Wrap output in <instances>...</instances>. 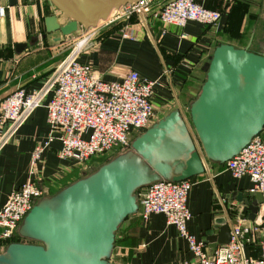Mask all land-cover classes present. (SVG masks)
<instances>
[{"label":"crops","instance_id":"1","mask_svg":"<svg viewBox=\"0 0 264 264\" xmlns=\"http://www.w3.org/2000/svg\"><path fill=\"white\" fill-rule=\"evenodd\" d=\"M200 3L221 13L217 26L188 21L179 27L144 14L133 15L127 22L103 21L94 29L80 27L63 36L59 31H45L44 18L59 15L50 0H0L4 9L0 15V101L18 88L27 92L43 88L80 37L91 32L76 56L79 63L90 65L105 81L120 80L129 71L157 81L152 102L158 119L175 108L186 113L204 80V65L218 44L229 43L264 55V0ZM125 24L130 37L121 35ZM50 96L48 93L43 105L34 109L0 146V209L10 193L29 179L35 180L47 197L81 178L95 163H102L104 157L86 164L59 157V134L51 131L44 106ZM7 127L8 123L0 126V134L6 133ZM259 136L264 141V128ZM49 137L48 145L33 159L36 147L44 145ZM192 181L187 195L191 214L188 232L211 252L203 238L216 218H224L230 230L241 224L255 227V236L244 245V254L258 259L264 241V195L262 203H257L255 218L250 219L249 205L260 192L253 190L249 177L235 179L222 164L208 161L206 170ZM7 244L0 239V253ZM111 258L115 264H199L186 239L161 213L151 214L146 222L138 213L127 216L115 233Z\"/></svg>","mask_w":264,"mask_h":264},{"label":"water","instance_id":"2","mask_svg":"<svg viewBox=\"0 0 264 264\" xmlns=\"http://www.w3.org/2000/svg\"><path fill=\"white\" fill-rule=\"evenodd\" d=\"M50 1L59 15L44 18L45 31L68 36L80 27L95 28L113 9L136 0ZM204 70L186 113L173 109L135 135L126 151L35 201L17 232L28 242L8 243L0 264H112L115 233L137 212L138 189L161 179L199 175L208 161L225 163L259 135L264 128V55L220 43ZM255 197L250 219L263 201L261 193ZM203 240L212 250L227 244L226 220L216 218Z\"/></svg>","mask_w":264,"mask_h":264},{"label":"built area","instance_id":"3","mask_svg":"<svg viewBox=\"0 0 264 264\" xmlns=\"http://www.w3.org/2000/svg\"><path fill=\"white\" fill-rule=\"evenodd\" d=\"M0 6V15L3 14ZM151 15L164 24L183 27L188 21L217 26L221 13L207 9L197 0H136L125 4L107 18L108 21L127 22L133 15ZM105 20V21H107ZM94 29V28H86ZM88 32L76 43L73 51L52 71L45 86L30 92L22 88L0 101V126L8 123L6 133L0 134V146L39 106L48 93L47 122L51 131L58 132L61 148L59 157L86 164L93 157L101 158L114 149H128L132 138L158 120L152 102L157 81L148 80L129 71L120 80H102L91 66L79 63L76 56L92 35ZM122 37H130L128 24L121 30ZM44 145L33 153L37 159ZM233 178L248 176L253 190L264 195V141L253 137L236 155L224 163ZM193 185L191 178L180 181L158 180L137 190L139 217L143 222L153 213H161L167 223L174 225L187 241L189 251L199 264H264V241L256 260L246 258L244 245L255 236L257 228L235 225L230 240L209 252L201 240L187 230L191 214L187 195ZM46 191L29 179L13 190L0 209V239L7 241L17 234L23 218L35 201L45 197Z\"/></svg>","mask_w":264,"mask_h":264},{"label":"trees","instance_id":"4","mask_svg":"<svg viewBox=\"0 0 264 264\" xmlns=\"http://www.w3.org/2000/svg\"><path fill=\"white\" fill-rule=\"evenodd\" d=\"M197 2H199L200 3V0H197ZM201 4V3H200ZM213 10H216V9H213ZM205 71V70H204ZM205 73V72H204ZM204 79H205V77H204ZM204 81V80H203ZM127 149H124V150H122V151H126ZM122 151H120V152H118L117 154H119V153H121ZM117 154H115V155H117ZM114 155V156H115ZM106 156V155H105ZM113 156V157H114ZM112 158V157H111ZM111 158H106V159H104V160H102V163H105L106 161H108L109 159H111ZM94 159V158H93ZM101 163V164H102ZM223 166H224V163L222 164ZM192 179V178H191ZM22 241H26L24 238H22L18 233L16 234V235H14V237L13 238H11L10 240H7L6 242H8V243H10V242H22ZM114 245H115V240H114ZM113 248H114V246H113Z\"/></svg>","mask_w":264,"mask_h":264},{"label":"rangeland","instance_id":"5","mask_svg":"<svg viewBox=\"0 0 264 264\" xmlns=\"http://www.w3.org/2000/svg\"><path fill=\"white\" fill-rule=\"evenodd\" d=\"M83 32H85V30H84ZM80 36H81V35H80ZM80 38H81V37H80ZM75 42H76V41H75ZM124 149H126V148L119 147L118 149L116 148V149L110 151L108 154H106V156H104L103 160L106 159L107 157H108V158L113 157V156L115 155V153L120 152V151H122V150H124ZM93 158H95V157H93ZM25 242H28V240H26ZM29 242H30V241H29ZM109 261H110L112 264H115V261H114L113 258H110Z\"/></svg>","mask_w":264,"mask_h":264},{"label":"bare ground","instance_id":"6","mask_svg":"<svg viewBox=\"0 0 264 264\" xmlns=\"http://www.w3.org/2000/svg\"><path fill=\"white\" fill-rule=\"evenodd\" d=\"M114 12V9L110 12V14H112ZM103 22V20L102 21H100L99 23H102Z\"/></svg>","mask_w":264,"mask_h":264}]
</instances>
